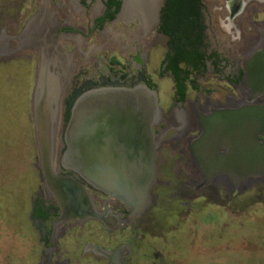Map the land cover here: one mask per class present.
<instances>
[{"label":"flooded vegetation","instance_id":"obj_1","mask_svg":"<svg viewBox=\"0 0 264 264\" xmlns=\"http://www.w3.org/2000/svg\"><path fill=\"white\" fill-rule=\"evenodd\" d=\"M22 2L31 3L32 11L23 22L13 23L16 41L14 46L9 45L13 52L0 62L19 58L33 61L32 100L41 58L21 37L28 23L40 13L32 30L44 33L47 37L44 47L55 55L52 57L58 70L63 66L68 75L60 84V154L67 147L65 133L72 109L86 92L147 87L156 92L159 107V120L151 129L156 182L144 207H128L78 178L87 192L91 209L80 207L83 215L69 213L63 201H67L70 190L61 199L47 188L43 177L44 189L32 200L29 215L41 246L38 264L131 263L136 248L152 228V210L162 197L187 209L196 199L225 206L229 201L244 199L247 193L256 192L254 198L258 201L262 198L264 21L249 24L247 19L264 14V0H202L205 38L199 53L203 56L195 66L179 63L180 70L186 73L179 72L178 80L167 69L173 63L167 61L168 38L160 31L164 0ZM20 16L21 9L17 14ZM83 19L86 25L82 24ZM3 28L0 24V33ZM92 34L101 43L83 49L84 40ZM67 44L73 46L70 51L65 50ZM154 51H161V60L153 73L171 82V95L161 103L158 88L148 72ZM142 107L145 108V102ZM247 131L254 133L256 144L247 142ZM116 138L120 145L125 143L131 148L135 144L132 131ZM141 140L145 143L147 136L142 135ZM247 146L259 156L254 155L256 166L249 174L245 168ZM59 161L55 164L56 175L74 178ZM216 163H222L223 167L215 168ZM179 214L183 215V211ZM92 222L106 232L108 244L81 238L83 233L79 231ZM152 234L155 235L154 230ZM68 237L75 241L77 257L73 260L68 257L66 247L60 246V241ZM152 256L158 260L159 254Z\"/></svg>","mask_w":264,"mask_h":264},{"label":"rangeland","instance_id":"obj_2","mask_svg":"<svg viewBox=\"0 0 264 264\" xmlns=\"http://www.w3.org/2000/svg\"><path fill=\"white\" fill-rule=\"evenodd\" d=\"M20 2L0 0L2 33H8L3 35L12 39L11 46L16 41L13 23L23 22L32 11L31 3ZM262 21L264 14L247 19L249 24ZM82 24H87L85 19ZM99 43L92 34L84 40L83 49ZM72 47L67 44L65 50ZM160 60L161 51H154L148 72L161 103L171 95V82L153 73ZM33 69V61L23 58L0 62V264H38L40 259L38 234L29 218L32 200L44 189L31 117ZM255 194L247 193L225 206L196 199L188 209L162 197L152 210V228L129 264H264V192L259 201ZM85 228L79 231L82 239L108 244L98 224ZM74 242L69 237L60 241L72 260L77 257ZM153 253L159 254L158 260Z\"/></svg>","mask_w":264,"mask_h":264},{"label":"water","instance_id":"obj_3","mask_svg":"<svg viewBox=\"0 0 264 264\" xmlns=\"http://www.w3.org/2000/svg\"><path fill=\"white\" fill-rule=\"evenodd\" d=\"M39 15L28 23L21 39L33 46L41 58L31 100V117L35 147L45 185L61 199H65V192L70 190L63 205L69 213L77 215L81 212L80 207L91 209L87 192L77 181L78 178L128 207L139 206L142 209L152 185L156 182L155 143L151 130L159 120L156 92L147 87L105 88L86 92L72 109L65 133L67 147L60 154V84L68 75L65 67L58 70L57 62L52 57L55 55H51L48 48L44 47L47 38L44 33L38 34L32 30L33 22L38 20ZM11 41V38L0 33V60L13 52L9 46ZM259 57L260 55L257 59ZM130 131L134 135V146L130 148L125 143L118 144L117 135ZM142 135L147 136L145 143L141 140ZM246 139L247 142L256 144L252 131H247ZM256 149L259 150V146L256 145ZM254 155L256 154L247 146L245 168L248 174L256 166ZM58 161L63 169L75 177L57 176L55 164ZM222 165L216 163L214 167L221 169ZM260 167L264 168V162Z\"/></svg>","mask_w":264,"mask_h":264},{"label":"trees","instance_id":"obj_4","mask_svg":"<svg viewBox=\"0 0 264 264\" xmlns=\"http://www.w3.org/2000/svg\"><path fill=\"white\" fill-rule=\"evenodd\" d=\"M202 9V0H164L160 31L168 38L167 61L173 63L167 69L177 80L178 73L183 71L179 63L195 66L202 59L203 55L199 53L205 38Z\"/></svg>","mask_w":264,"mask_h":264}]
</instances>
